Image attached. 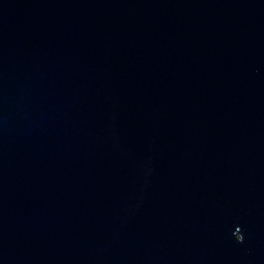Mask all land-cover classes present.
Returning a JSON list of instances; mask_svg holds the SVG:
<instances>
[{
    "label": "water",
    "instance_id": "water-1",
    "mask_svg": "<svg viewBox=\"0 0 264 264\" xmlns=\"http://www.w3.org/2000/svg\"><path fill=\"white\" fill-rule=\"evenodd\" d=\"M0 264H264V0H0Z\"/></svg>",
    "mask_w": 264,
    "mask_h": 264
}]
</instances>
